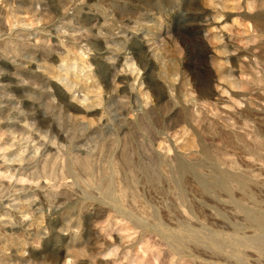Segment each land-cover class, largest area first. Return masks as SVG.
I'll list each match as a JSON object with an SVG mask.
<instances>
[{
	"label": "rangeland",
	"instance_id": "374dc122",
	"mask_svg": "<svg viewBox=\"0 0 264 264\" xmlns=\"http://www.w3.org/2000/svg\"><path fill=\"white\" fill-rule=\"evenodd\" d=\"M0 264H264V0H0Z\"/></svg>",
	"mask_w": 264,
	"mask_h": 264
}]
</instances>
